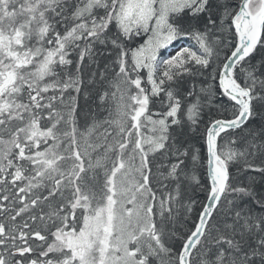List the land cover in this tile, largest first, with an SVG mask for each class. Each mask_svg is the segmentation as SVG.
<instances>
[{
    "label": "snow or ice",
    "instance_id": "obj_1",
    "mask_svg": "<svg viewBox=\"0 0 264 264\" xmlns=\"http://www.w3.org/2000/svg\"><path fill=\"white\" fill-rule=\"evenodd\" d=\"M0 264H264V0H0Z\"/></svg>",
    "mask_w": 264,
    "mask_h": 264
}]
</instances>
